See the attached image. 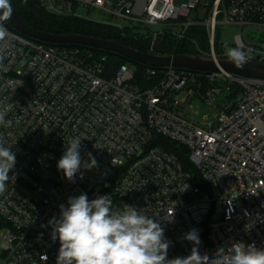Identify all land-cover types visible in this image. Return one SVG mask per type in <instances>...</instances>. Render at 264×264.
<instances>
[{"label": "built area", "instance_id": "obj_1", "mask_svg": "<svg viewBox=\"0 0 264 264\" xmlns=\"http://www.w3.org/2000/svg\"><path fill=\"white\" fill-rule=\"evenodd\" d=\"M38 3L53 15L132 35L152 55L201 26L210 50L198 49V55L228 58L214 45L217 27L232 25L239 28L234 47L251 48V60H264V0H190L180 6L175 0ZM203 3L205 15L194 21ZM82 9L101 19L82 16ZM116 20L153 31L141 34ZM8 32L0 61V110L11 123L0 126V137L15 152L16 179L0 195L1 264H56L59 240L53 242L51 227L41 225L58 218L59 205L81 193L89 200L107 194L113 209L129 204L155 215L172 242L168 258L190 254L193 245L182 237L193 228L199 230L201 254L210 257L235 241L264 249V80L127 62L115 68L108 53ZM222 93L228 102L215 107ZM198 99L215 109L211 116L196 120L186 113ZM77 136L86 138L82 159L91 153L98 167L82 168L83 179L77 173L71 183L57 162L67 141ZM169 146L187 151L190 169ZM173 210L168 223L164 217ZM246 223L253 225L250 231Z\"/></svg>", "mask_w": 264, "mask_h": 264}, {"label": "clouds", "instance_id": "obj_2", "mask_svg": "<svg viewBox=\"0 0 264 264\" xmlns=\"http://www.w3.org/2000/svg\"><path fill=\"white\" fill-rule=\"evenodd\" d=\"M26 2V0H25ZM13 14L11 0H0V61L4 59L6 41L9 37L5 21ZM226 56L236 68L242 69L252 58V49L228 47ZM6 112L0 110V126L10 124L5 119ZM75 137L67 141L64 153L57 162V169L63 177L75 183L77 173L83 179L81 169L85 171L98 167L96 159L87 153V160L80 154L82 140ZM16 164L15 152L5 146L0 137V195L7 190L10 179H16L13 172ZM10 172L13 175L10 177ZM59 217H52L47 225L51 227L53 242L59 240L56 264H264V249L253 242H231L227 247H220L210 257L201 254V240L198 229H191L182 239L192 243L190 254L168 258L172 242L165 237V230L154 216L144 214L133 205L124 204L113 209V202L107 195H97L89 200L86 193L70 196L67 205H59ZM174 210L164 219L173 222ZM251 223L244 225L246 231ZM42 236V234H41ZM46 261L47 256L43 255Z\"/></svg>", "mask_w": 264, "mask_h": 264}, {"label": "trees", "instance_id": "obj_3", "mask_svg": "<svg viewBox=\"0 0 264 264\" xmlns=\"http://www.w3.org/2000/svg\"><path fill=\"white\" fill-rule=\"evenodd\" d=\"M11 6L19 18L30 28L45 34L56 36L61 35H80L112 41L124 46L133 48L142 53H148L146 43L139 42L132 35L123 37L117 30L100 24L72 18L53 15L40 8L38 0H11ZM198 46V48H197ZM215 52L217 54L223 51L222 46L216 43ZM208 53L210 50L206 29L201 26H192L189 28L186 39L182 41H173L156 50V54L161 56L170 55H198L199 50ZM108 60L111 67H119L126 63L122 58L108 54ZM142 71L141 67L137 69ZM169 151L176 155L182 162L185 169H190L188 162V153L183 148L169 146Z\"/></svg>", "mask_w": 264, "mask_h": 264}, {"label": "water", "instance_id": "obj_4", "mask_svg": "<svg viewBox=\"0 0 264 264\" xmlns=\"http://www.w3.org/2000/svg\"><path fill=\"white\" fill-rule=\"evenodd\" d=\"M13 10V8H12ZM6 28L24 35L34 41L54 46H81L91 50L105 52L124 59L127 63L149 68L164 69L175 67L206 75L220 74L222 72L233 74L242 78L264 80V60L256 62L249 60L242 69L236 68L228 58L215 61L212 57L203 55H152L139 52L122 44L95 39L80 35H51L38 32L27 26L14 12L11 18L4 22Z\"/></svg>", "mask_w": 264, "mask_h": 264}, {"label": "rangeland", "instance_id": "obj_5", "mask_svg": "<svg viewBox=\"0 0 264 264\" xmlns=\"http://www.w3.org/2000/svg\"><path fill=\"white\" fill-rule=\"evenodd\" d=\"M190 0H175V5L180 6L182 4H188ZM204 3L202 6L198 9V12L200 17L197 16L196 14H193L192 19L194 21H198V18L201 19L202 21L203 16L205 15L204 12ZM80 14L86 18H89L91 20H100L101 16L90 11H86L82 9L80 11ZM115 24L123 26V27H130L134 28L137 31H139L141 34H145L148 31H153L152 28H146L144 26H136V25H131L126 21L123 20H116L114 21ZM239 33V28L232 26V25H224V26H218L216 30V43L219 46H222L223 49H225V45L228 47H234V37ZM259 39V36L256 35L255 41ZM226 50V49H225ZM183 98V97H181ZM228 102L227 95L225 93H222L214 102L215 107H224L226 106ZM215 109L213 107H210L206 105L202 100L198 99L195 100L192 103V107L186 110V113L190 115L192 118L196 120H201L205 116H211L214 113ZM1 255V251H0ZM0 264H1V259H0Z\"/></svg>", "mask_w": 264, "mask_h": 264}]
</instances>
